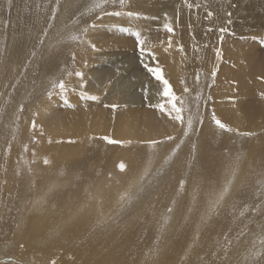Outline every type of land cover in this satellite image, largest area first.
<instances>
[{
    "label": "bare ground",
    "instance_id": "bare-ground-1",
    "mask_svg": "<svg viewBox=\"0 0 264 264\" xmlns=\"http://www.w3.org/2000/svg\"><path fill=\"white\" fill-rule=\"evenodd\" d=\"M87 1L86 3H88ZM171 2L174 4L177 1ZM171 2L168 0H127L125 2L126 11H142L143 9L147 10V13L152 11L154 15L146 17L140 15V13L128 11L132 15L121 14L116 17L112 15L103 20H98L96 24L98 26V24L126 21L135 18L134 15H136L139 23L145 22L154 25L153 21L156 22L157 20L159 22V17H162L164 20L160 19L164 22L161 25L158 24V26L166 29L165 26L167 25L172 29L174 47H181V50H179L181 55L175 56L174 53L175 57L168 58L170 47L165 48L166 44L153 45L156 48L155 52L143 51L141 54H137L139 69L137 75L132 76L129 73V65H120L119 61L121 59L115 57L116 54L110 52L98 53L97 49H94L93 45L95 44L92 41L95 39L93 38L94 40L91 41L92 31L83 35L82 42L84 43L82 46L76 49L72 47L63 49L59 53L61 56L57 55L60 60L65 58L68 61H73L75 71L70 74L65 73L66 71L62 73V76L64 75L62 82L65 87L52 93L50 100L42 102V105L37 108L36 115L42 119L44 114L47 113L46 110L51 109L48 102H54L60 95H63L64 98L61 101L57 100L62 105L63 112L58 115L63 120L51 121L44 126L50 132L43 135L42 142L46 147L45 152L51 153L47 158L41 160L43 162L42 166H35L32 169H27L25 166L20 169L15 167L8 174H0V202H2L0 205V242H6L5 247H0V255L12 254L14 259L28 260L27 262L32 264H246L249 257L254 258L256 253H250V250L254 243H257L258 232L261 231V228H264V222L261 221L264 212L258 209L260 203L264 202V132L260 134L259 129L258 134L255 133L250 138V146L254 144V156L247 163H242L247 165L246 169L243 166L245 172L234 173L235 171L233 172V169H231L233 167H231V161L235 157L233 151V147L236 146L234 131H249L252 129L250 125V129L242 126L246 122L243 117H257L264 120V66L258 67L257 65L258 69H254L258 63H253V65L251 64V58L246 57L245 61L241 55L236 57L235 62L230 65L229 61L224 60L228 58L222 57L221 53L215 50V46H218L221 50V46L223 47V44L227 42H224L223 35L209 32H196L197 34H195L194 31L196 30L190 29V25L197 24V11L192 8V14L189 12L187 14L185 11L177 13V8V14L175 18H172L167 10L171 6ZM179 5L182 8L185 6L182 2ZM68 15L65 19L68 18ZM233 25L237 26L236 24ZM57 30L59 31L60 28H57ZM203 39L209 41L210 46L208 45L207 49H196ZM216 39H219L218 43L215 42ZM15 40H11L6 50L3 49L5 50L4 55L1 52L3 56L0 58V99L3 89L10 88V83L14 78L12 76L16 75L21 66L20 60H23L20 59L21 52L17 43L19 39ZM68 40L71 41V39ZM25 45L26 43L23 46ZM234 45V47L238 46L235 43ZM201 52L205 54L204 57L200 56ZM170 53L172 55V52ZM232 55L234 56V54ZM241 58H243L242 61ZM186 59L198 65V69L205 72L206 78L209 79V75H211L210 80L214 81V87L212 88L213 106L216 105L217 108L213 114L219 118L221 123L230 126L232 130L228 131L226 136L225 131L220 129L214 122V116L208 115L200 128L201 130H198L200 151L205 154V148L225 145L229 150V154L227 157L222 156L215 159L213 164L207 168L208 176L214 177L213 179L207 178L204 181L197 176L192 182V176L187 185L192 183L187 188L184 187L182 174L179 175L180 169L178 173L171 169L164 171L165 176L173 178L171 183L173 185L165 191L166 194H162L161 190L157 188L155 192H158L150 199L151 201L149 200L150 203L152 202L149 213L155 211V202L158 205V202L162 201H175L174 195L182 196L184 202L188 203L186 213H190L189 216L184 215L186 216V223L195 224L197 230L193 228V231L184 234V231L176 229L172 236L168 235L164 243L158 247V243H155L156 240L152 234L153 230L151 232L149 228V219L138 218V214L135 213L134 216V212L128 216L123 213L132 206L142 208L138 201L142 202L151 198H141L143 193H136L135 196L137 190L134 185L138 181L134 180L133 186V181L131 182L134 168L142 163V158H144L143 150L145 147H141L140 142L143 137L151 138L148 132L154 131V128L149 131L152 127L148 131L140 127V111L144 110V107L142 108V105L138 104L137 99L136 106L130 108L132 106V92L140 91L145 95L146 98L143 97L145 101L149 102L151 107L153 106L151 109L156 116L154 121L158 122L157 125L170 129L167 132L169 138L175 131L177 132L178 127H184V121L181 118L182 112H179L180 119L177 120L178 113L173 109V104L179 109L176 105L177 101L186 96L187 93L185 92L186 86L185 90L180 87L182 75L192 69V64L186 62H184L183 69L182 61H186ZM232 61H234V58ZM255 61L257 60L255 59ZM58 62L59 60L55 58L42 62L41 74L44 76V73H50L56 65L57 67L60 65ZM158 66L162 68L161 71L168 81L175 100L164 96V85L155 77H152V72L149 69H157ZM242 67L245 68L244 72ZM76 72L82 73V76L77 77L74 75ZM249 72L253 75L250 79L247 77ZM244 83L245 86H243ZM41 85L42 89L45 90L46 87L50 86V82L45 81L43 78ZM191 85H189L190 90L187 89L189 94L192 90ZM27 89L23 88V91ZM70 90L76 91L77 95L70 94L68 92ZM38 91L39 89H37ZM237 91H243V94L236 96ZM250 95L255 97V102H251V105H245L244 97ZM226 96L234 102L235 106L228 103L230 101H224ZM91 97H95V99ZM19 104L17 100L15 107ZM115 104L118 106L117 109L113 107ZM99 106L102 107L101 109L104 112L96 109ZM156 106L158 109L155 108ZM11 107L7 110L9 116L5 122L14 112ZM237 108L241 109L242 117H237ZM73 110L74 112L71 113ZM30 111L31 108L28 110L26 108L20 113L29 115ZM151 115L153 114L151 113ZM136 118L140 121L138 122ZM152 118L154 119V117ZM29 120L30 117H28L27 123L22 124L20 127L19 136L23 140L33 136L30 133ZM232 120H234L233 124ZM11 134L12 129L3 125L0 130V147L4 146L5 141L8 140L6 138L10 137ZM54 136L74 137L73 140L76 141L58 143L54 142ZM180 137L181 133L177 139ZM187 138L190 139V136L188 135ZM186 141L187 139L184 137L183 142ZM48 143L57 145L56 149L53 151ZM15 155L16 152L13 151V156ZM157 158L158 156H156ZM225 162H228V164H225ZM121 165H123V168H121ZM240 168L241 166L237 168L238 171ZM59 173L65 174L56 177ZM161 175H163V172ZM19 182L25 184L22 193L16 191V187H18L16 185ZM54 182L58 183L55 187L50 185ZM158 193L162 196L159 195L158 197ZM41 194L42 198H38ZM143 196L145 195L143 194ZM149 201L146 200L148 203ZM124 202L126 204L120 211L119 207ZM18 203L19 206H17ZM220 204V215L218 218L212 219L209 216L210 212ZM13 207H16L14 213L12 212ZM112 211L114 212L111 215L116 216L112 219H118L120 216V219H124V225L112 234L107 235L104 232L107 222H104V220L108 219V214ZM238 214H242L243 218L238 217ZM256 215H258V219L255 227L248 228L249 235L246 236L245 234L237 239L238 244L233 249L232 243H229L225 251H222V241H219V243L213 242L214 249L207 244V241H210L208 236H213L212 232H221L229 237L228 241H233L239 224L245 223L247 219L250 220ZM165 218L169 220L168 217ZM161 225L163 226V224ZM176 226V224H172L171 227L174 229ZM150 248L152 250L148 253ZM238 253L242 254H239L238 257ZM26 255L28 257H25Z\"/></svg>",
    "mask_w": 264,
    "mask_h": 264
},
{
    "label": "rangeland",
    "instance_id": "rangeland-1",
    "mask_svg": "<svg viewBox=\"0 0 264 264\" xmlns=\"http://www.w3.org/2000/svg\"><path fill=\"white\" fill-rule=\"evenodd\" d=\"M66 1L67 0H64V2L63 0H0V58L1 56L4 55L3 53H5L7 45L11 42V40L19 39V42L17 43L18 46L20 47L19 50L21 52L20 59L21 58L23 59L20 60L21 61L20 63L21 66L19 68L20 71L18 70L16 75L12 76L14 78L12 80V83H10L9 86L10 88H7L6 90L3 89L2 97L0 99V130L3 127V125H6L8 126V128L12 129V134L10 135V137L6 138L8 140L5 141L4 146L0 147V174H8L15 167H18V169H20L22 166H25V168L27 169H32L35 166H42L43 162L41 160L47 158V156L51 153V152L48 153L45 152L46 147L45 144L42 142L43 135H47L50 132V130L46 129L44 126L51 121L56 122L63 120L59 118L60 116L58 115L63 111H62V105H60V103L57 102V100L59 99V101H61L64 98V96L60 95V97H58V99H56L54 102H48L49 107L51 109L46 110L47 113L44 114V117L42 119H40V117L36 115L37 114L36 111L38 106L42 105L41 104L42 102H46L50 100V95L52 93L58 92V89L60 88L58 85L62 82L64 76V75L62 76V73L66 71L65 73L70 74L73 71H75L74 62L71 60L68 61V59L66 60L65 58L60 60L58 56L61 55H59V53L62 52L63 49H67L69 47L76 49L82 46V44L84 43L82 42L84 37L83 35L87 34V32L92 31L91 41L95 39L94 40L95 43L94 41H92V43L95 44L93 46L95 50L97 49L96 51L98 53L110 52L112 54H116L115 57L121 59V60L119 59L120 65H124V64L126 66L129 65V70H130L129 73L132 76L137 75V71L139 69V60L137 58L138 56L137 54H141L143 51L144 52L149 51L150 53L155 52L156 51L155 46H157L158 44L159 45L166 44L165 48L167 49L170 47V51L167 55L168 58L181 55V51H179L181 50V47H176V48L174 47V41L172 40L173 35L171 34V32L167 31L166 30L167 28L165 29L158 26V24L161 25L164 22L163 21L164 19L162 17H159L158 19L159 22H157V20L156 22L153 21L157 26L155 24L153 25L152 23H145V22L139 23V21H137L136 19V15H134L135 18H130V20H126V21H117V22L115 21L109 24L104 23L103 25L98 24L99 27L96 24L98 20H103L106 17L109 16L111 17L112 15L115 17L121 14L127 16L128 14L132 15L129 12L140 13V15L142 16L152 17V15H154L152 11L150 13H147V10L142 9V11L128 10L129 11L128 12L125 10L127 9L125 8L126 6L125 2L127 0H123V3H121V0H89V1L68 0L67 2ZM86 1L89 4L86 3ZM168 1L170 2L177 1L174 4L171 2V6L167 8L168 13L172 18H175L178 12L185 11L187 14L189 13L192 14L191 10L195 9L194 11H197L196 17L198 19V22L195 25L192 26L190 25V29L196 30L194 31L195 34L209 32V33H219V34L221 33L223 35L222 38L224 39V42L227 41L228 43L227 42L224 43L223 47L221 46L222 48L221 50L219 49L218 46H215V50L216 52H220L222 57L228 58L224 60H226L227 62L229 61L230 65H232L235 62L236 57L241 55L245 59V61H246V57L251 58L252 59L251 64L253 63L256 64V62L258 63L255 65L254 69H258V67L264 66V0H168ZM181 2L182 4L184 3L185 5L183 8L181 7V5H179ZM97 4H100V7H96ZM67 5H69V7H67ZM60 9L62 12L60 11ZM209 13H211V15H209ZM67 15L68 18L65 19ZM160 18L163 20H161ZM233 24H236L237 26H234ZM14 25L17 27L15 28ZM57 28L58 29L60 28V30L58 31ZM10 32L12 33L10 34ZM17 32L19 33L17 34ZM80 33L82 34L78 35ZM12 35L14 36V38ZM73 37H75V39H73ZM68 39H71V41ZM138 40L140 41V44L137 43ZM26 41L29 43H27ZM215 42L218 43L219 39H216ZM25 43L26 45L23 46ZM65 43L67 44L65 45ZM234 43L238 44V46L236 45V47H234L235 46ZM199 44L200 45H198L196 49L197 48L207 49V46L209 45V41L203 39L200 41ZM29 45H31L32 47ZM149 46L150 47L152 46L151 48L153 50H150L151 48ZM242 46L245 48H243ZM4 48L5 50H3ZM1 52L3 55L1 54ZM170 52H172V55ZM232 54H234V56ZM204 55L205 54L203 52L200 53L201 57H204ZM228 55H230V57H228ZM52 57L53 59L55 58L59 60L58 64L60 65H58V67L56 65V67L53 68L50 73H44L43 76L41 74V69H40L42 62H45L46 60H53ZM233 58L234 61H232ZM243 58H241L240 60L242 61ZM255 59L257 61H255ZM182 62H183L182 64L183 69L185 66L184 62L188 64L189 63L192 64V69L189 72H186L187 74L186 73L183 74L180 79L181 80L180 87L184 89L186 86L185 88L186 89L185 92H187L186 96H183L180 99H178L176 104L182 112L181 118L184 121V127L183 126L181 128L178 127L177 132L175 131L169 138L167 132L170 129L169 128L166 129L165 127L159 126V124L157 125L158 122L154 121L156 119V116L153 110L151 109L153 108V106L151 107L150 103L145 101L146 98L145 95L142 92L140 93V91L132 92L133 98H132V106L130 108L136 106L137 99H138V104L142 105V108L144 107V110L142 109L140 111L141 114L139 117V119L142 122L136 118L138 122L140 121L139 123L140 127L146 129V131H148V129H150L151 127L152 128L149 131H152V129L154 128L153 132H148L151 135V138L143 137L142 141L140 142L141 147L143 148L145 147L146 149L143 150V156H144V158H142L143 162L136 165L131 176L132 179L131 182L133 181L132 186L134 184V180L138 181V183L134 185V187L137 190L135 192V196L136 193L137 194L143 193L145 196L141 194V198L151 197L149 199H146L147 201H149L156 195V193L158 192V191L155 192L157 188L161 190L162 194H166L165 191L173 185L171 184L173 182V178L172 177L169 178L165 176V172H164L165 170L171 169L177 171L178 173V170L180 169L179 175L182 174L184 187L187 188L195 180V177L197 178V176L204 181H206L207 178L213 179L214 177L208 176L207 168L213 164L215 159H219L222 156L227 157L229 154V150L225 145H215L213 148H205V154H203L200 151L198 145L199 142L198 130L199 131L201 130L200 128L206 121L208 115L209 116L213 115L216 120H219V118L213 114V112L215 113L217 109L216 105L213 106L214 102L212 97V88L214 87V81L210 80L211 75H209V79L206 78L205 72L198 69V65L193 64V62L189 61V59H186V61H182ZM240 66H244V65H240ZM160 68L161 67L158 66L157 69L160 71L162 78L166 80L164 73L161 71L162 68L161 69ZM187 69L189 70V68ZM194 70L195 72H193ZM242 70L244 72L245 68L242 67ZM247 74H248L247 77H249V79L253 76L250 72ZM152 77H155L153 73H152ZM43 78L45 79V81L50 82V86L46 87L45 90L42 89V85H41V81ZM185 82H187L186 85ZM189 85H191V89H192L191 94H189V91H187V89L190 90ZM243 86H245V83L243 84ZM23 88H28V89L26 91H23ZM37 89H39L38 92ZM229 91L231 90L229 89ZM68 92L70 94L77 95L76 91L70 90ZM242 94L243 91H237L235 95L239 96ZM244 99H245L244 102L245 105H251L252 104L251 102L253 103L255 102V97L251 95L244 97ZM17 100L19 101L20 104L17 107H15ZM224 101H230V100L226 96L224 98ZM228 103H231L232 106H235L234 102L232 101ZM10 105L13 106L11 107ZM9 107H11V109L14 112H12V115L8 118V121L5 122L7 120V117L9 116V114L7 113ZM115 107L116 109L118 108L116 104ZM26 108L27 110L31 108L30 114L29 115L21 114L20 112L23 111L24 109L26 110ZM101 108L102 107L99 106L96 109L101 110L100 112H104V110ZM155 108L158 109L157 106ZM73 112L74 110L71 113ZM151 113L153 115H151ZM236 115L237 117H242V111L240 108L236 109ZM26 116L30 117L29 120L30 133L33 136H29L27 140H23L19 136V133H20L21 125L27 123L28 121V117ZM152 117H154V119ZM243 118L246 122H244L242 126L250 129L249 127L250 125L252 129H250L249 131H244V130L234 131L235 134L234 141L236 142V146L238 145L237 147L236 146L233 147L235 157L234 158L231 157L233 159V161H231L232 162L231 167L232 166L234 167V168L232 167L231 169H233V172L235 171L234 173L245 172L243 166L245 168L247 165L242 163H247V161L254 156L253 154L254 144L250 146V138L254 136L255 133L258 134L259 129H260L259 130L260 134L264 132L263 119L257 117H243ZM189 121H191L190 124ZM195 122L196 124L194 125ZM233 123L234 120H232V124ZM226 128L231 130L230 126H226ZM224 131H225L224 134L227 136L228 131L226 130ZM180 133H181V137L177 139ZM188 135L190 136V139L187 138ZM153 136H155L156 138ZM184 137L187 139L186 142H183ZM219 137L221 138L222 136ZM53 138H55L53 139L54 142H58V143H64V142L71 143L72 141H76L73 140L74 137L63 138V137L54 136ZM48 145L52 148L53 151L57 147V145L51 143H48ZM13 151L16 152L15 156H13ZM156 156H158L157 159ZM207 158L210 159L207 160ZM225 164H228V162H225ZM240 166L241 168L238 171L237 168H239ZM137 167L139 168V170ZM162 172L163 175L160 176ZM64 174L65 173H59L58 175H56V177ZM192 176H193L192 182L189 185H187V182L192 178ZM57 184H58L57 182H54L50 185L55 187ZM16 186H18L16 187V191L18 193L24 192L25 184L23 182H19ZM161 186H163V188H161ZM150 192L155 194H152ZM159 195L160 194L158 193V197ZM173 197H175V201H162V202H158V205L157 202H155L156 209L155 211H153V213L151 212L152 214L149 213V210L151 209L152 206L151 205L152 202L150 203L151 200L149 201V203L146 202V200H144L142 201L143 204L142 202L138 201V203L141 204L142 208L140 207L138 208V206L137 207L132 206L123 213L125 216H128L130 214L132 215V213L134 212V216L136 213L138 214L137 215L138 218L142 217V219L145 218L147 220L149 219L148 220L150 225L149 228L151 232L153 230L152 234L154 235V238L156 240L155 243H158V247H159L161 246L160 244L164 243L168 235L172 236V233H174L176 229L184 231V234H188L189 232H191V230L193 231V228H195V224L186 223V216H184V215L189 216L190 214V213L188 214L186 213L187 211L186 206L188 205V203L184 202V198L182 196L174 195ZM38 198H42V194L38 196ZM1 204L2 202H0V205ZM125 204H126L125 202L121 204V206L119 207L120 211ZM263 204L264 202L262 201V203H260V207L258 208L261 209L262 212H264ZM17 206H19V203ZM220 207L221 204L219 206L217 205L215 209L212 212H210L209 216L212 219L218 218L221 211ZM15 211H16V207H13L12 212L14 213ZM114 211L108 214L107 220H104V222H107V225L105 226L104 229V232L107 235L112 234L115 230H117L120 227H123L122 225H124V219L123 218L120 219V216L118 219H112V218H116V216L113 217L111 215ZM167 213L168 214L170 213L171 216L170 214L168 215ZM262 215L263 216L261 221L264 222V213H262ZM165 217H168L169 220ZM238 217H242V214H238ZM162 218L165 221L167 219V221L163 222ZM257 219H258V215H256L250 220L247 219L245 221L247 225L245 223L239 224V226L236 229L237 234L234 235L233 241H228L229 237H226L221 232H212L213 236L211 235L208 236L210 241H207V244L210 246V248H213L214 246L213 242L219 243V241L220 242L222 241V248H221L222 251H225V248L229 246V243L230 244L232 243V249H233L238 244V242L236 241L237 239H239L245 234L246 236L249 235V229L255 227ZM160 223L163 224V226ZM172 224H176L177 226L173 229L171 227ZM258 233L259 235L257 234L258 237L256 241L257 243L256 244L254 243L253 247L251 248L252 251L250 250V253L255 252L256 254L253 259L249 257V260L247 261L246 264H250L251 262H252L251 264H255V263L264 264V249H263L264 228H261V231H259ZM260 234L263 236H261ZM2 243H4V245H2ZM5 243H6L5 241L0 242V247L1 246L5 247L6 246ZM217 247L218 245L216 246V248ZM151 250L152 249L150 248V250H148V253H150ZM239 254L242 253H238V257ZM6 255L5 254L0 255V264L29 263L27 262L28 260L22 261L20 259H16V258L14 259L12 254H6ZM25 257H28V255H26ZM29 264L32 263L30 262Z\"/></svg>",
    "mask_w": 264,
    "mask_h": 264
},
{
    "label": "snow or ice",
    "instance_id": "snow-or-ice-1",
    "mask_svg": "<svg viewBox=\"0 0 264 264\" xmlns=\"http://www.w3.org/2000/svg\"><path fill=\"white\" fill-rule=\"evenodd\" d=\"M121 3H123V0H121ZM96 7H100V4H97ZM209 15H211V13H209ZM167 28V31L171 32L172 29L170 27H168L167 25L165 26ZM73 39H75V37H73ZM138 44H140V41H137ZM150 72L153 73V75L155 76V79L160 81L163 85H164V89H163V95L166 97H169L171 100H175L174 95L171 92V89L169 87L168 81L164 80L160 74V71L158 69H149ZM77 77H81L82 73L80 72H76L75 74ZM61 89H63L65 87L64 83L61 82L58 85ZM92 99H95V97H91ZM115 107V106H113ZM173 109L178 113V115L176 116V119L179 120L180 116H179V112L181 111L180 109L175 107V104H173ZM216 125L220 128V129H224L226 131H230V129L226 128V125H224L223 123H221L219 120H216L215 117H213ZM191 123V121H189V124ZM111 142V141H110ZM45 163H47V161H45ZM121 168H123V165H121Z\"/></svg>",
    "mask_w": 264,
    "mask_h": 264
}]
</instances>
